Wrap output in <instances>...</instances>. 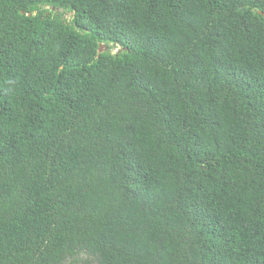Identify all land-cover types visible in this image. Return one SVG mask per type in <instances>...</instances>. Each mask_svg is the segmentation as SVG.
Listing matches in <instances>:
<instances>
[{
  "label": "trees",
  "instance_id": "16d2710c",
  "mask_svg": "<svg viewBox=\"0 0 264 264\" xmlns=\"http://www.w3.org/2000/svg\"><path fill=\"white\" fill-rule=\"evenodd\" d=\"M67 262L264 264V0H0V264Z\"/></svg>",
  "mask_w": 264,
  "mask_h": 264
},
{
  "label": "rangeland",
  "instance_id": "374dc122",
  "mask_svg": "<svg viewBox=\"0 0 264 264\" xmlns=\"http://www.w3.org/2000/svg\"><path fill=\"white\" fill-rule=\"evenodd\" d=\"M64 18L67 19V20H69L70 15H69V14H66V15L64 16ZM66 264H75V263H73V262H67Z\"/></svg>",
  "mask_w": 264,
  "mask_h": 264
},
{
  "label": "water",
  "instance_id": "95a60500",
  "mask_svg": "<svg viewBox=\"0 0 264 264\" xmlns=\"http://www.w3.org/2000/svg\"><path fill=\"white\" fill-rule=\"evenodd\" d=\"M104 48H105V46L101 45V46L99 47L98 53H102V51H103Z\"/></svg>",
  "mask_w": 264,
  "mask_h": 264
}]
</instances>
